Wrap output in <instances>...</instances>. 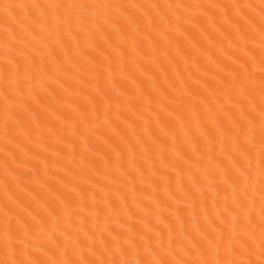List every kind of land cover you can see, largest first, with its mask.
<instances>
[{
  "label": "bare ground",
  "instance_id": "1",
  "mask_svg": "<svg viewBox=\"0 0 264 264\" xmlns=\"http://www.w3.org/2000/svg\"><path fill=\"white\" fill-rule=\"evenodd\" d=\"M0 264H264V0H0Z\"/></svg>",
  "mask_w": 264,
  "mask_h": 264
}]
</instances>
